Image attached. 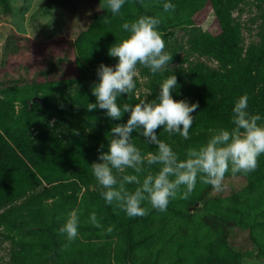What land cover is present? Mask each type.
I'll use <instances>...</instances> for the list:
<instances>
[{
    "label": "rangeland",
    "instance_id": "374dc122",
    "mask_svg": "<svg viewBox=\"0 0 264 264\" xmlns=\"http://www.w3.org/2000/svg\"><path fill=\"white\" fill-rule=\"evenodd\" d=\"M7 2V7L0 2V92L14 86L10 91L15 94L16 112L30 108L38 120L52 123V107L57 99L81 90L80 73L98 64L84 56L79 60L80 51L84 49L102 59L108 57L109 47L124 34L122 24L141 15L160 18L158 30L166 41L165 51L172 53L168 69L175 74L179 68L198 60L210 66L216 64V61L200 56L194 46L198 34L216 30L208 0H143V13L138 11L134 0H125L120 10L122 15L115 16L107 9L99 8L105 0ZM165 2L174 4L175 10L165 12ZM263 6V0H240L232 11L244 48L259 40L263 23L260 8ZM105 17L110 23H104ZM107 31L114 34L115 41H110ZM116 62L110 66H115ZM138 78L142 85L137 93L145 96L149 92L147 79L140 75ZM258 166L264 167L262 155L258 157ZM48 174L52 180L58 176L68 179L77 176V171L56 166L50 167ZM45 180L38 183V191L49 187ZM247 188L245 174L233 175L229 171L225 174L222 192L201 183L198 177L187 200L180 199L179 195L170 200L169 206L177 211L159 212L145 203L143 206L148 208V215L131 223L141 244L134 253H129L124 234L130 217L105 200L98 203L81 187L75 204L68 205L58 197H50L40 215L17 223L15 229H6L0 238V264L19 261L25 254L24 250L22 252L24 242H31L38 248L43 245L38 256L27 255L31 260L51 252L52 244L57 242L54 264H60L66 255H70L72 247L80 245L91 254V264H264V218L247 207ZM197 201L201 204L189 210ZM6 204L14 205V200ZM7 207L9 205L2 208ZM73 210L79 216V235L65 249L63 245L68 241L58 230ZM93 211L101 228L89 222ZM110 226L113 231L109 234L106 230Z\"/></svg>",
    "mask_w": 264,
    "mask_h": 264
},
{
    "label": "trees",
    "instance_id": "16d2710c",
    "mask_svg": "<svg viewBox=\"0 0 264 264\" xmlns=\"http://www.w3.org/2000/svg\"><path fill=\"white\" fill-rule=\"evenodd\" d=\"M239 1L208 0L213 10L216 30L214 33L198 34L194 46L200 56L216 61L215 65L210 66L207 62L198 60L185 68H179L176 74L167 69L155 75L148 68L138 65L139 75L147 79L149 100L158 95L159 83L174 74L178 86L172 91L173 98L187 100L190 104L198 102V108L191 114L194 121L189 130V140H184L178 134L169 136L162 127L157 129V135L167 141L180 156H183L189 146L205 143L217 128H230L234 102L243 94H247L249 98V111L264 118V6L260 8L263 23L260 25L259 40L244 48L239 29L232 17V11ZM0 2L7 7V0ZM134 3L139 12H145L141 0H134ZM118 15L122 14L119 12ZM106 35L110 41H115L112 32L107 31ZM83 56L98 64L80 73L78 78L82 83L81 90L57 99L52 107V123L38 120L30 108L17 113L13 103L15 94L10 91L14 86L0 92V238L4 236L6 229H15L17 223H25L28 217L40 215L45 210L44 203L50 197H58L64 203L73 205L81 187H84L98 203L104 200L92 175L91 163L98 160L101 144L105 145L103 150L107 151L106 136L111 128L117 123H126L129 114L124 113L120 120H113L106 115L105 110H87L88 103H96L92 87L98 82V66L101 63L114 64L116 59L110 56L98 58L94 53L84 52L82 49L79 60ZM134 79V93L131 96L122 94L117 99L121 106L124 103H138L136 94L142 83L138 77ZM132 135L133 143L142 153L156 150L155 145L147 144L138 131L134 130ZM261 155L264 157V154ZM55 157L57 158L53 160ZM56 166L73 168L77 171V176L68 179L58 176L55 180L48 178L50 167ZM246 177V205L249 209L258 211L264 218V167L258 166L256 171ZM44 179L49 187L38 191L37 185ZM13 200L14 205L6 204ZM4 205L9 207L2 208ZM167 210L177 211L169 205ZM138 218H129L124 234L126 250L129 253H134L141 244L137 241V234L131 225ZM48 235L53 237L50 231ZM57 244H52L53 249L48 254L31 260L27 259V255L38 256L43 245L38 248V245L24 242L22 252L24 250L25 254L19 261L8 264H54ZM90 256L85 246H74L70 249V255H66L60 264H91Z\"/></svg>",
    "mask_w": 264,
    "mask_h": 264
},
{
    "label": "clouds",
    "instance_id": "9594fccd",
    "mask_svg": "<svg viewBox=\"0 0 264 264\" xmlns=\"http://www.w3.org/2000/svg\"><path fill=\"white\" fill-rule=\"evenodd\" d=\"M125 0H105L99 8L119 14ZM143 3V0H141ZM99 10V9H98ZM165 12L174 11L175 5L163 4ZM104 23H110L105 17ZM158 17L141 15L131 22L122 24L123 35L109 47L108 55L116 58L115 66L101 63L96 72L98 82L92 87L96 103H88L87 110L96 108L106 111L113 120H120L128 113L126 123L115 124L98 149V160L91 163L92 175L100 195L109 205L132 217L148 215L147 203L159 212L167 211L170 200L178 197L187 200L193 193L197 178L205 185H211L216 192L224 191L226 172L245 175L256 171L258 157L264 154V118L248 108L247 94L241 95L232 108L231 127H219L199 146H189L183 158L172 146L157 135V129L169 136L179 135L189 140L193 124L191 115L198 108L197 103L175 100L172 91L178 86L177 77L172 74L159 83V93L149 100L148 94H136L138 103H117L122 94L131 96L136 89L138 65L148 68L155 75L169 68L172 53L165 51V41L158 30ZM145 138L147 144L155 145V151L142 153L133 143V131ZM153 168L155 170H153ZM127 185H135L129 188ZM59 219V218H58ZM89 222L96 228L102 225L93 211ZM79 216L70 211L58 232L66 237V249L78 237ZM107 233L113 227L107 228Z\"/></svg>",
    "mask_w": 264,
    "mask_h": 264
},
{
    "label": "water",
    "instance_id": "95a60500",
    "mask_svg": "<svg viewBox=\"0 0 264 264\" xmlns=\"http://www.w3.org/2000/svg\"><path fill=\"white\" fill-rule=\"evenodd\" d=\"M38 98H34L33 100H37ZM201 204L200 201L195 202L193 205L189 207V210L194 209L195 207L199 206Z\"/></svg>",
    "mask_w": 264,
    "mask_h": 264
}]
</instances>
